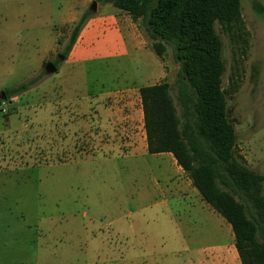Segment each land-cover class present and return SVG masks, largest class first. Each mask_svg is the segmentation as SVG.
Listing matches in <instances>:
<instances>
[{
  "label": "rangeland",
  "instance_id": "obj_1",
  "mask_svg": "<svg viewBox=\"0 0 264 264\" xmlns=\"http://www.w3.org/2000/svg\"><path fill=\"white\" fill-rule=\"evenodd\" d=\"M256 2L264 5V0H241L245 45L218 22L214 27L222 40V84L228 88L235 82L226 93V109L236 150L263 173L264 14ZM37 6L38 0H0V93L42 72L18 94L5 98L1 93L0 264H193L208 254L201 251L224 245L231 236L234 241L229 222L190 191L188 179L181 182L188 203L162 191L169 178H180L170 153L104 156L98 148L115 146L102 145L112 140L110 129L94 130L92 139L87 128L70 127L72 76L84 92L146 85L157 77L162 58L163 79L173 83L179 63L171 46L161 58L153 49L133 48L77 63L62 53L77 19L61 28L60 45L44 58L58 60L57 70L48 73L39 56L49 28L44 16L34 13Z\"/></svg>",
  "mask_w": 264,
  "mask_h": 264
},
{
  "label": "trees",
  "instance_id": "obj_2",
  "mask_svg": "<svg viewBox=\"0 0 264 264\" xmlns=\"http://www.w3.org/2000/svg\"><path fill=\"white\" fill-rule=\"evenodd\" d=\"M97 1L127 11L158 56L171 46L179 63L174 82L163 79L139 88L147 151L171 152L202 198L230 223L241 263L264 264V174L236 150L226 109V93L235 82L228 88L222 84V40L214 27L218 22L232 40L245 45L241 0ZM255 7L264 14V5L256 2ZM91 11L85 9L72 26L64 56ZM53 62L57 66L58 60ZM41 75L1 93L5 98L18 94Z\"/></svg>",
  "mask_w": 264,
  "mask_h": 264
},
{
  "label": "crops",
  "instance_id": "obj_3",
  "mask_svg": "<svg viewBox=\"0 0 264 264\" xmlns=\"http://www.w3.org/2000/svg\"><path fill=\"white\" fill-rule=\"evenodd\" d=\"M86 1L87 0H61L59 4H54L53 0H38L39 6L36 7L38 12L34 13L38 18L44 16L46 20L44 22L49 28L47 37L43 36L42 39L45 44L43 48L44 53L39 56L40 63L43 62L44 58L51 50H54L60 45L59 31L63 26L75 22L80 17L82 12L86 9ZM96 2V10L91 13L81 27L66 59H74V62L78 63L102 59L106 56L112 57L115 54L124 55L133 48L145 52L152 49L150 43H148V40L140 31L137 23L131 18L127 11L116 8L112 3V5H109L103 4L97 0ZM53 7L58 9L56 14L52 11ZM39 40L40 39L36 36L34 41ZM159 62H161L162 67L159 66L155 69L157 77L154 81L147 84L158 82L166 76L167 70L162 58ZM69 80L71 81V97L69 96L70 111L73 114L70 127L73 130L85 127L89 131L90 137L94 139L97 135L94 130L103 131L110 129L113 137L112 140L100 143H102L103 146H115L113 148L104 147V150L98 148L104 156L112 153L138 155L147 151L143 109L139 91L142 85H136L133 82L117 85L112 88H100L95 91L87 89V91L84 92L81 90L83 86L81 81H77L73 76ZM75 114L77 115L76 119H74ZM99 141L97 143H99ZM92 142L93 140L91 143ZM123 144L127 145L129 148L128 151L123 150L121 147ZM138 144L141 145V151L136 153V145L138 146ZM157 153H170V155H172V153L168 151ZM172 157L173 158H169V161L175 165L176 159L173 155ZM179 167L180 168L176 166V170L180 178H169V183L161 189L163 192H168L175 196L176 199L188 203L190 195L186 192L185 188L182 187L181 182L185 179H188L189 183L192 182L182 167L180 165ZM262 172L264 174V169ZM183 176H185V178ZM193 189L194 190L190 189V191L196 193L195 195H200L194 185ZM161 200L166 201V196L164 195ZM204 201L203 199V203H207ZM227 229L229 231V226H227ZM231 237L230 241L224 245H219L217 248L207 252L201 251L202 253L208 254L204 257H200L193 264H242L234 245L233 236ZM190 253L194 254L193 251H190Z\"/></svg>",
  "mask_w": 264,
  "mask_h": 264
},
{
  "label": "water",
  "instance_id": "obj_4",
  "mask_svg": "<svg viewBox=\"0 0 264 264\" xmlns=\"http://www.w3.org/2000/svg\"><path fill=\"white\" fill-rule=\"evenodd\" d=\"M157 1V0H156ZM89 9L94 11L96 10V0H92ZM62 57V55H61ZM44 69L46 72L50 73V72H54L57 70V66L56 64L52 61V60H46L45 64H44Z\"/></svg>",
  "mask_w": 264,
  "mask_h": 264
},
{
  "label": "flooded vegetation",
  "instance_id": "obj_5",
  "mask_svg": "<svg viewBox=\"0 0 264 264\" xmlns=\"http://www.w3.org/2000/svg\"><path fill=\"white\" fill-rule=\"evenodd\" d=\"M52 61H54V60H52Z\"/></svg>",
  "mask_w": 264,
  "mask_h": 264
}]
</instances>
